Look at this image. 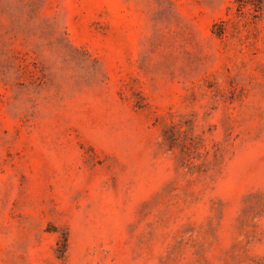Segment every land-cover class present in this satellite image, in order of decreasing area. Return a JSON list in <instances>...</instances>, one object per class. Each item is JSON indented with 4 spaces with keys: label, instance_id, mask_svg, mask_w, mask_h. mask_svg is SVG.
Segmentation results:
<instances>
[{
    "label": "rangeland",
    "instance_id": "1",
    "mask_svg": "<svg viewBox=\"0 0 264 264\" xmlns=\"http://www.w3.org/2000/svg\"><path fill=\"white\" fill-rule=\"evenodd\" d=\"M245 1L0 0V264H264Z\"/></svg>",
    "mask_w": 264,
    "mask_h": 264
},
{
    "label": "trees",
    "instance_id": "2",
    "mask_svg": "<svg viewBox=\"0 0 264 264\" xmlns=\"http://www.w3.org/2000/svg\"><path fill=\"white\" fill-rule=\"evenodd\" d=\"M239 3H241V6H245L247 5L249 2L245 1V0H238ZM66 243H67V240L64 238L63 239V243H62V247H61V253H64L65 250H66Z\"/></svg>",
    "mask_w": 264,
    "mask_h": 264
}]
</instances>
